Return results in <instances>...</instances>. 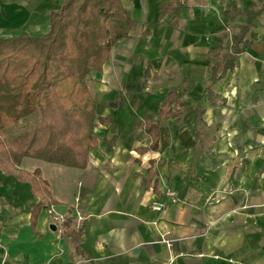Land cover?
Instances as JSON below:
<instances>
[{"label":"crops","instance_id":"0c3cea01","mask_svg":"<svg viewBox=\"0 0 264 264\" xmlns=\"http://www.w3.org/2000/svg\"><path fill=\"white\" fill-rule=\"evenodd\" d=\"M63 1L0 0V36L47 33ZM169 1L122 0L137 27L89 76L113 121L94 127L88 166L19 167L42 172L52 208L34 213L31 183L0 167V264H264V0H181L158 20ZM245 26L248 46L215 78L208 52L232 51ZM148 120L160 140L142 152Z\"/></svg>","mask_w":264,"mask_h":264},{"label":"trees","instance_id":"16d2710c","mask_svg":"<svg viewBox=\"0 0 264 264\" xmlns=\"http://www.w3.org/2000/svg\"><path fill=\"white\" fill-rule=\"evenodd\" d=\"M181 6V0H170L160 8L158 20L177 16ZM136 27L122 0H64L52 12L47 33L0 36V167L31 183L40 197L34 213L50 209L55 201L39 169L30 172L19 167L27 157L81 169L88 166L91 150L98 145L94 127L113 121L97 115L89 76L103 70L114 46ZM250 27L234 38L232 51L223 43L210 49L215 78L236 66L237 55L248 46L244 38ZM176 97L171 94L160 119L176 113L172 110ZM145 130L151 144L140 147L142 152L158 147L160 121H146Z\"/></svg>","mask_w":264,"mask_h":264},{"label":"built area","instance_id":"2783aa9c","mask_svg":"<svg viewBox=\"0 0 264 264\" xmlns=\"http://www.w3.org/2000/svg\"><path fill=\"white\" fill-rule=\"evenodd\" d=\"M165 195L171 201H173V202H176L177 201L176 194H175V191L174 190L168 188L166 190V192H165ZM165 205H166V202L165 201H154L152 203V208L154 210L161 211V210L164 209ZM79 218L82 220L84 217L83 216H80ZM54 220L55 221H61V222H63L64 221V216L63 215H56V216H54Z\"/></svg>","mask_w":264,"mask_h":264},{"label":"rangeland","instance_id":"374dc122","mask_svg":"<svg viewBox=\"0 0 264 264\" xmlns=\"http://www.w3.org/2000/svg\"><path fill=\"white\" fill-rule=\"evenodd\" d=\"M21 29L19 28L18 30H15L14 27L12 28H7L5 31H4V34H15V32H19ZM12 34V35H13ZM90 85H92L90 82H89Z\"/></svg>","mask_w":264,"mask_h":264},{"label":"water","instance_id":"95a60500","mask_svg":"<svg viewBox=\"0 0 264 264\" xmlns=\"http://www.w3.org/2000/svg\"><path fill=\"white\" fill-rule=\"evenodd\" d=\"M51 229H52V230H57V225H56V224H52V225H51Z\"/></svg>","mask_w":264,"mask_h":264}]
</instances>
